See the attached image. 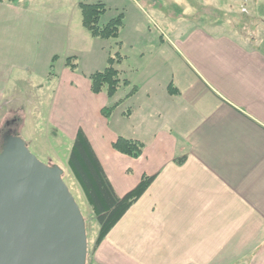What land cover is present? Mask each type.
Here are the masks:
<instances>
[{"label": "crops", "instance_id": "crops-1", "mask_svg": "<svg viewBox=\"0 0 264 264\" xmlns=\"http://www.w3.org/2000/svg\"><path fill=\"white\" fill-rule=\"evenodd\" d=\"M256 2L236 21L227 10L226 19L182 32L179 47L162 45L113 99L92 93L86 75L66 64L72 55L59 71L47 65L59 57L47 43L56 39L48 29L56 3L0 2V114L33 94L37 109L47 87L50 117L66 116L73 139L85 132L119 197L156 176L88 264H264V15ZM238 20L241 29L230 24ZM107 100L119 102L109 118ZM119 138L143 143L142 155L116 151Z\"/></svg>", "mask_w": 264, "mask_h": 264}, {"label": "rangeland", "instance_id": "rangeland-1", "mask_svg": "<svg viewBox=\"0 0 264 264\" xmlns=\"http://www.w3.org/2000/svg\"><path fill=\"white\" fill-rule=\"evenodd\" d=\"M43 1L45 5L49 1L57 4V10L54 11V13H57L56 24H53V26L51 24L48 25V29L51 28L53 30L56 39L53 38L52 41L47 43L49 50L57 51L55 53H58L59 59L53 58L54 60L47 62L49 67L52 66L53 69L55 68L59 71L63 66L65 57H70L66 55H72L71 57L75 58L74 62L77 64L79 72L84 73L89 80L91 74L103 71L108 67V59L110 57L117 58L119 55L123 57V61L116 63L115 67L120 71L121 79L132 80L136 76L134 69L139 68L141 64L144 66L149 62L148 60L156 53L155 50L162 45L167 47L170 43L179 47L178 42L182 41V32L184 35H188L192 28L210 24L215 16L226 19L227 10L233 13V15H230L231 21L233 19L236 21L239 18V13L242 14L246 10L253 13V6L258 0ZM80 2L87 4L101 2L105 5L107 11L103 14L100 25L122 16L124 24L120 29L118 39L92 37L83 27L82 12L79 7ZM255 9L259 13L261 11L264 15V0H259V4ZM181 14L182 17L180 16ZM230 24L239 29L242 27L240 20ZM243 25L246 27L244 23ZM259 25L262 26L261 23ZM226 29L230 31L228 28ZM68 35L70 36L69 39ZM72 41L76 45L71 49L70 43ZM45 48L46 46H44V51ZM144 53L146 54L145 56ZM53 69L52 71L50 70V73L53 72ZM124 91L125 86H122L119 90V96H122ZM42 92L37 103L39 111L34 109L36 108L34 94L27 96L28 100L32 99L28 104H7L4 106L5 109L0 114V151H2L4 144L3 135L7 133L9 128L7 125L10 124L14 134L26 141L29 150L36 158L44 164L58 165L64 171L63 179L74 196L85 220L88 241V264L94 254L93 247L100 232V225L86 199L83 189L68 166V159L74 142L70 134L72 123L66 116L57 118L53 115V117H50L51 92L47 87H44ZM101 94L107 97L105 91ZM113 103L114 101L107 100L103 107H111ZM118 113L119 111L114 113L112 122L115 121L114 118ZM57 124L61 125V127L58 125L60 127L58 128Z\"/></svg>", "mask_w": 264, "mask_h": 264}, {"label": "water", "instance_id": "water-1", "mask_svg": "<svg viewBox=\"0 0 264 264\" xmlns=\"http://www.w3.org/2000/svg\"><path fill=\"white\" fill-rule=\"evenodd\" d=\"M58 165L8 133L0 151V264H87L86 224Z\"/></svg>", "mask_w": 264, "mask_h": 264}, {"label": "trees", "instance_id": "trees-1", "mask_svg": "<svg viewBox=\"0 0 264 264\" xmlns=\"http://www.w3.org/2000/svg\"><path fill=\"white\" fill-rule=\"evenodd\" d=\"M3 1L4 0H0V2ZM79 7L82 12L83 27L92 37L118 39L120 29L124 24L122 16H118L117 18L111 19L106 24L100 25L101 18L107 11L103 3L87 4L85 2H80ZM74 61L75 58L70 57L66 62L68 67L72 70H76L77 68V64ZM122 61V56L118 55L117 58L110 57L108 59L109 65L106 69L97 71L89 76L93 94L97 95L105 91L108 98L113 99L122 86L129 85V80H122L120 71L115 67L116 63H121ZM135 92L136 88H134L125 99ZM125 99L122 101H125ZM118 105L119 102L113 104L111 107L103 108L102 114L106 118H109ZM113 148L121 154L132 158H138L143 153L144 144L134 140L119 138L113 144ZM184 160L185 158H179L175 162L177 165H182ZM49 165L54 164L50 163ZM68 166L83 189L86 199L92 207L95 218L100 225V232L93 247V253H95L112 229L146 193L155 181L156 176H143L135 189L125 196L119 197L110 183L89 139L82 129L78 130L74 139L68 159Z\"/></svg>", "mask_w": 264, "mask_h": 264}, {"label": "flooded vegetation", "instance_id": "flooded-vegetation-1", "mask_svg": "<svg viewBox=\"0 0 264 264\" xmlns=\"http://www.w3.org/2000/svg\"><path fill=\"white\" fill-rule=\"evenodd\" d=\"M9 128H8V131L7 133H4L3 135V139H5V136L8 134V133H13L12 129L10 128V124L7 125Z\"/></svg>", "mask_w": 264, "mask_h": 264}]
</instances>
